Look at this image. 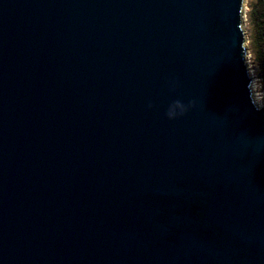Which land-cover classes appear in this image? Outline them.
I'll list each match as a JSON object with an SVG mask.
<instances>
[{
  "label": "water",
  "instance_id": "1",
  "mask_svg": "<svg viewBox=\"0 0 264 264\" xmlns=\"http://www.w3.org/2000/svg\"><path fill=\"white\" fill-rule=\"evenodd\" d=\"M242 5L0 0V264H264Z\"/></svg>",
  "mask_w": 264,
  "mask_h": 264
},
{
  "label": "clouds",
  "instance_id": "2",
  "mask_svg": "<svg viewBox=\"0 0 264 264\" xmlns=\"http://www.w3.org/2000/svg\"><path fill=\"white\" fill-rule=\"evenodd\" d=\"M247 75L249 77L246 88L248 90V98L251 105L256 111H264V85L256 78V68L253 62L249 60L245 61ZM195 101H189L186 105L181 100H174L167 109L166 116L168 119H176L179 116H183L190 107L195 106ZM152 105L149 104V107Z\"/></svg>",
  "mask_w": 264,
  "mask_h": 264
},
{
  "label": "trees",
  "instance_id": "3",
  "mask_svg": "<svg viewBox=\"0 0 264 264\" xmlns=\"http://www.w3.org/2000/svg\"><path fill=\"white\" fill-rule=\"evenodd\" d=\"M249 14L253 28L252 52L264 79V0H253Z\"/></svg>",
  "mask_w": 264,
  "mask_h": 264
},
{
  "label": "rangeland",
  "instance_id": "4",
  "mask_svg": "<svg viewBox=\"0 0 264 264\" xmlns=\"http://www.w3.org/2000/svg\"><path fill=\"white\" fill-rule=\"evenodd\" d=\"M253 0H243L242 5V11H241V21H242V27L245 32V46H246V60H249L250 62L254 63V66L256 68V78L261 82L262 85H264V79L262 74L260 73V69L258 64L256 63L253 52H252V34H253V28L251 25L250 20V6L252 4Z\"/></svg>",
  "mask_w": 264,
  "mask_h": 264
}]
</instances>
